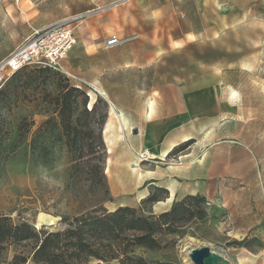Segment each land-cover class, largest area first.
Instances as JSON below:
<instances>
[{"label": "rangeland", "instance_id": "obj_1", "mask_svg": "<svg viewBox=\"0 0 264 264\" xmlns=\"http://www.w3.org/2000/svg\"><path fill=\"white\" fill-rule=\"evenodd\" d=\"M202 1L209 5L210 0ZM236 1L228 19L223 15V24L206 32L192 3L172 0L165 9L170 22L165 31L175 40L165 42V55L151 58L152 65L139 74L117 69L113 54L80 66L76 52L69 56V68L61 61L58 69L31 64L10 73L0 88V216L13 223L28 222L38 230L59 231L95 207L114 211L129 206L139 214L158 216L183 200L184 192L194 191L204 199L192 200L191 207L202 210L203 216L156 232L160 249L140 246L131 254L152 262L193 264L190 250L209 246L231 264H264V0ZM220 6L207 8L205 17L220 20L224 5ZM149 15L151 30L156 16ZM80 19L72 24L75 33ZM126 42L121 39L114 48L122 49ZM107 65L110 85L141 76L149 85L175 80L195 88L198 97H212V110L198 115L186 146H178L165 160L154 153L141 160L143 149L127 169L116 167L113 160L106 172L108 144L115 140L104 129L109 119L118 120L104 89L87 84L77 73L84 68L90 76L94 67L101 70ZM73 86L80 89L74 92L69 115L60 112L58 101ZM95 104L96 112H89ZM100 164L107 188L100 182ZM169 167L179 168L180 176H185L183 171L190 174L187 179L179 177V195L168 199L169 193L164 198L159 192L160 200L147 201L156 191L154 183L160 182L144 177ZM3 244L0 263L21 254L29 256L26 264H33V240L9 239ZM118 244L123 245L121 240L113 242ZM99 262L93 259L90 264Z\"/></svg>", "mask_w": 264, "mask_h": 264}, {"label": "crops", "instance_id": "obj_2", "mask_svg": "<svg viewBox=\"0 0 264 264\" xmlns=\"http://www.w3.org/2000/svg\"><path fill=\"white\" fill-rule=\"evenodd\" d=\"M171 1L155 0L151 4L149 0H126L121 4L109 5L108 0H0V61L19 46L33 28H46L81 16L76 44L69 51L71 53L61 60L64 67L69 68V56L74 52L80 66L81 63L84 66L88 59L95 61L99 56L113 54L118 58L115 62L117 69L139 74L152 65L151 58L165 55V42L170 45L175 40L173 36L169 38V33L165 31V24H170L166 22L165 9L171 5ZM185 1L192 3V7L198 11L200 23L206 32H212L222 25L223 15L227 20L229 12L238 2L219 0L216 3L210 0L206 6L207 3L202 0ZM220 2L224 5L220 20L214 15L205 17V10H219ZM149 12L156 16L151 30L148 29ZM109 34L126 40L127 45L122 49L114 48L117 45L107 46ZM109 69V65L101 70L94 67L90 76L85 74L84 68L77 73L87 84L104 89V94L112 103L111 111L118 120L116 123L109 119L104 129L105 135L115 140L108 144L106 172L112 169L113 160H116V167L127 169L136 153L143 149L165 160L175 148L192 137L191 130L198 115L210 112L215 102L208 95L196 96L195 88L175 80L153 81L149 85L148 78L141 76L129 83L123 80V83L110 85L107 82ZM116 114H120L119 118ZM133 129L137 130L136 133L132 132ZM179 173V168L169 167L165 171L158 169L144 178L160 182L154 184L165 187L169 192L168 199H174L182 188L179 177H190L187 172L183 171L185 176ZM195 193L186 191L180 198Z\"/></svg>", "mask_w": 264, "mask_h": 264}, {"label": "trees", "instance_id": "obj_3", "mask_svg": "<svg viewBox=\"0 0 264 264\" xmlns=\"http://www.w3.org/2000/svg\"><path fill=\"white\" fill-rule=\"evenodd\" d=\"M79 89L73 86L65 90L63 97L58 101L60 112L68 111L69 115L73 113L74 92ZM89 112H96V104ZM104 117L106 112L102 118ZM185 146L186 144H183L178 149ZM99 173L102 186L107 188L103 164L99 165ZM159 192L164 194V198L169 193L165 187L156 186V191L148 195L147 201L160 200ZM202 199L204 198L200 194L187 195L183 200L174 203L170 210L158 216L139 214L129 206H121L114 211H109L105 207H95L74 217L66 229L59 231L38 230L28 222L13 223L7 216H0V252L4 248L3 243L9 239L33 240L35 242L31 255L33 264H90L93 259L99 260L98 264H114V260H117V264H173L148 261L144 257L134 256L131 252L140 246L160 249L161 242L155 235L156 232L172 229L177 221L182 219L202 217V210L200 212L199 209L194 210L191 207L192 200ZM129 230L135 232L129 236L125 235L124 233ZM117 240H121L124 246L122 244L114 246L113 242ZM234 243L240 244V241ZM28 259L29 256L18 254L11 262L0 264H26Z\"/></svg>", "mask_w": 264, "mask_h": 264}, {"label": "built area", "instance_id": "obj_4", "mask_svg": "<svg viewBox=\"0 0 264 264\" xmlns=\"http://www.w3.org/2000/svg\"><path fill=\"white\" fill-rule=\"evenodd\" d=\"M16 2L19 0H15ZM126 0H119L125 2ZM71 19L51 25L46 28H33L31 34L10 54L0 61V88L13 73L25 65H38L44 67L60 68L61 60L69 53L76 44V33L73 27L75 19ZM121 43L117 35H112L106 41L109 47ZM153 157L152 152L144 150L140 154L141 160Z\"/></svg>", "mask_w": 264, "mask_h": 264}, {"label": "water", "instance_id": "obj_5", "mask_svg": "<svg viewBox=\"0 0 264 264\" xmlns=\"http://www.w3.org/2000/svg\"><path fill=\"white\" fill-rule=\"evenodd\" d=\"M137 130H134L136 133ZM189 257L193 264H231L230 260L221 252L209 246L190 250Z\"/></svg>", "mask_w": 264, "mask_h": 264}, {"label": "bare ground", "instance_id": "obj_6", "mask_svg": "<svg viewBox=\"0 0 264 264\" xmlns=\"http://www.w3.org/2000/svg\"><path fill=\"white\" fill-rule=\"evenodd\" d=\"M102 94H104V92H102Z\"/></svg>", "mask_w": 264, "mask_h": 264}]
</instances>
